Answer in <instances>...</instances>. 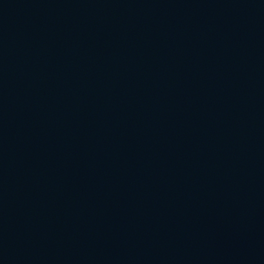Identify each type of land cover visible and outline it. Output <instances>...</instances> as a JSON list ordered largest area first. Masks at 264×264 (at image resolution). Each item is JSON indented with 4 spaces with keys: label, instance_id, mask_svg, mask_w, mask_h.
I'll use <instances>...</instances> for the list:
<instances>
[{
    "label": "water",
    "instance_id": "water-1",
    "mask_svg": "<svg viewBox=\"0 0 264 264\" xmlns=\"http://www.w3.org/2000/svg\"><path fill=\"white\" fill-rule=\"evenodd\" d=\"M0 264H264V0H0Z\"/></svg>",
    "mask_w": 264,
    "mask_h": 264
}]
</instances>
